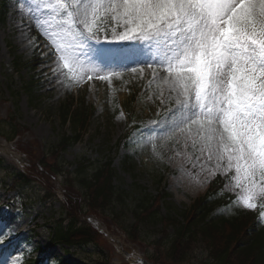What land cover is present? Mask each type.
Listing matches in <instances>:
<instances>
[{
    "label": "rangeland",
    "instance_id": "1",
    "mask_svg": "<svg viewBox=\"0 0 264 264\" xmlns=\"http://www.w3.org/2000/svg\"><path fill=\"white\" fill-rule=\"evenodd\" d=\"M28 22L27 32L22 30L24 26L18 27ZM56 26L43 0H0V131L7 139L17 136L9 143L0 134V233L5 234L0 239V264H23L27 259L38 262L44 256L51 264L61 259L68 264H134L133 253L145 264H156L153 254L159 256L158 248L164 256L166 239L175 229L140 227L138 242L130 241L103 211L85 208L83 197L80 201L83 194L75 188L77 164L82 163L83 174L90 175L111 162L114 186L128 194L141 188L142 193L157 198L163 214L165 206L180 212L189 209L204 195L207 181L229 172L221 169L213 174L215 160L207 161L190 140L185 146L186 133L178 128L180 105L163 83L166 73L157 70L154 75L146 66L161 55V49L148 42L118 51L88 41L77 55L85 68L94 70L88 73L94 78L77 83L61 70L55 82L58 88L51 91V68L57 66V54L44 31ZM127 57L133 60L131 66L114 65ZM96 72L118 75L110 81L100 80L95 78ZM76 102L93 111L91 118L77 144L66 152L55 150L60 138L74 135L70 123L64 125L61 110L67 105L75 110ZM124 138L133 141L125 144ZM57 171L62 174L56 177ZM19 175H27L35 183L27 185ZM228 182L226 192L238 200L239 189L232 180ZM163 189L166 198L158 195ZM72 198L79 207L75 212L78 226L97 233L94 243L82 249L51 247V232L64 220L60 221L65 218L64 206H70ZM238 206L250 210L239 202ZM221 212L230 217V209ZM68 217L62 227L69 224L72 217ZM26 229L31 233L10 236ZM153 241H160L159 246ZM205 245L200 240L193 243V259L188 264L206 260ZM164 263L170 264L165 257L160 264Z\"/></svg>",
    "mask_w": 264,
    "mask_h": 264
},
{
    "label": "snow or ice",
    "instance_id": "2",
    "mask_svg": "<svg viewBox=\"0 0 264 264\" xmlns=\"http://www.w3.org/2000/svg\"><path fill=\"white\" fill-rule=\"evenodd\" d=\"M43 2L57 25L44 31L57 54L52 71L77 83L92 80L94 70L77 51L100 42L101 34L106 42L158 47L161 55L146 66L154 75L166 73L163 83L180 105L185 146L190 140L207 161L215 160L213 174L233 173L245 208L264 201V0ZM113 75L96 72L95 78L110 81Z\"/></svg>",
    "mask_w": 264,
    "mask_h": 264
},
{
    "label": "trees",
    "instance_id": "3",
    "mask_svg": "<svg viewBox=\"0 0 264 264\" xmlns=\"http://www.w3.org/2000/svg\"><path fill=\"white\" fill-rule=\"evenodd\" d=\"M61 112L64 122L71 121L74 132H81L80 130L87 122V111L71 112L70 107L66 106ZM78 138L79 135L60 139L56 150L65 151ZM111 167V162L103 163L90 175H86L83 174L85 166L79 163L76 187L80 192H84L85 208L103 211L110 221L119 226L132 241L138 242V237L141 236L140 227L172 226V229H175L174 234L166 239L163 257L174 264L188 262L193 249L192 245L198 240L202 244L206 243L207 263L204 264H264L263 230L248 227L246 221L240 220L238 212L234 210L237 213L235 216L233 214L229 220L221 215L209 218V214H212L226 198L221 192L222 184L219 186L216 182L210 184L212 188L210 195L197 202L192 210L180 212L166 206L167 212L163 214L162 207L156 205L157 198L151 194L142 193L141 188L137 187L128 194L122 188L114 186L115 175ZM23 180L26 184L31 182L25 177ZM162 195L163 193L160 194ZM72 200L70 206L66 208L72 218L66 227L61 226L64 220L60 219L61 222L52 231V245L65 244L69 247L83 248L94 243L97 233L87 226H78L75 212L79 210V207L75 198ZM127 215H130L131 219L127 218ZM174 215L181 217L183 221H178L173 217ZM146 237L149 239L148 236ZM159 244L160 242L154 243L156 247ZM159 257H162V253L155 258L160 260Z\"/></svg>",
    "mask_w": 264,
    "mask_h": 264
},
{
    "label": "bare ground",
    "instance_id": "4",
    "mask_svg": "<svg viewBox=\"0 0 264 264\" xmlns=\"http://www.w3.org/2000/svg\"><path fill=\"white\" fill-rule=\"evenodd\" d=\"M30 24H31V23L28 22L27 24L20 25V26H18V27L24 26L25 28L22 29V30H24V31L27 32L28 28L31 26ZM53 68H54V67H53ZM53 68H51V73H52L53 77H52L51 83H50V85H49L51 91H54V89L58 88V86H56L55 82H56V79L59 78L58 73L52 71ZM5 147H6V146H5ZM135 256L138 257L137 255H135Z\"/></svg>",
    "mask_w": 264,
    "mask_h": 264
}]
</instances>
